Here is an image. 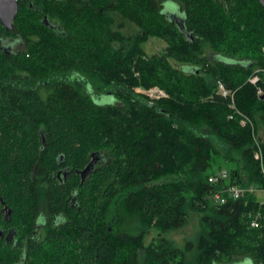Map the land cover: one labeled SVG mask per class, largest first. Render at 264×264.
Returning a JSON list of instances; mask_svg holds the SVG:
<instances>
[{
  "label": "trees",
  "instance_id": "trees-1",
  "mask_svg": "<svg viewBox=\"0 0 264 264\" xmlns=\"http://www.w3.org/2000/svg\"><path fill=\"white\" fill-rule=\"evenodd\" d=\"M125 22L137 31L123 34ZM149 37L160 52L145 53ZM262 47L257 0H17L12 29L0 24V224L26 241L0 247V264H264V204H214L206 180L224 170L228 183L263 181L250 130L216 87L234 90L258 133ZM151 87L165 96L135 92ZM41 211L49 221L34 237ZM191 215L195 235L178 248L164 234ZM129 220L133 233L118 230Z\"/></svg>",
  "mask_w": 264,
  "mask_h": 264
},
{
  "label": "built area",
  "instance_id": "built-area-1",
  "mask_svg": "<svg viewBox=\"0 0 264 264\" xmlns=\"http://www.w3.org/2000/svg\"><path fill=\"white\" fill-rule=\"evenodd\" d=\"M257 76L253 75L248 81L254 84L257 81ZM217 92L223 97L227 98V108L230 110L227 117L229 119L237 118V122L240 126H247L250 130L254 148L252 150L253 158L258 162L260 174L262 176L261 185L256 184H232L228 183V174L224 170H218L207 176V182L213 187L211 190L210 198L214 204L221 205L227 200H237L248 195L255 196L260 203L264 204V168L262 162V152L260 148V142L255 132V126L252 119L242 111H240L234 103V90H227L223 84L219 81L216 82ZM135 92L142 93L148 98H157L159 96H165V94L157 87H151L148 89L135 88ZM262 91L259 87H256V94H261ZM250 226L256 227L258 225V216H254L250 220Z\"/></svg>",
  "mask_w": 264,
  "mask_h": 264
},
{
  "label": "rangeland",
  "instance_id": "rangeland-1",
  "mask_svg": "<svg viewBox=\"0 0 264 264\" xmlns=\"http://www.w3.org/2000/svg\"><path fill=\"white\" fill-rule=\"evenodd\" d=\"M173 4V3H171ZM170 3L166 2V4H164V7L166 10H171V14H175L177 12V8L175 5H171ZM178 13V12H177ZM117 21H119L118 18H116ZM117 21L116 24L118 23ZM135 31H137V28L132 26L131 24L128 23H124V26L121 28V32L123 34H131L134 33ZM10 43L11 46H13L12 48H17L16 45L13 44L12 40H7L5 44ZM142 47L145 51V53L147 54H151V53H157L160 52L162 50V48L164 47V43L161 39L156 38V37H149L143 44ZM262 51H264V47H262ZM170 62L174 65H176L175 63H173L172 60H170ZM208 78V77H207ZM91 84V83H90ZM42 86L39 85L38 89L40 90V93L43 95L45 94V89H41ZM45 88V87H43ZM97 101H99V103L105 104V103H113L114 104H118L119 102L115 99L112 98V96L109 95H99V97L96 99ZM256 132V131H255ZM256 135L258 136L259 140L261 138V140H264V127L263 126H259L258 127V133H256ZM209 170V169H208ZM110 216L109 218L112 219L113 217V209L111 207L110 209ZM197 229V225H196V217L194 215L190 216V219L188 221V224L182 228H179L177 230H171L169 232H167L166 234H164V236L170 240L176 247L178 248H182L184 243L186 241H191L193 239V236L195 235V231ZM120 231H126L129 233H133V222L126 221L122 226L119 227ZM154 235V231L150 230L148 231V233L144 236V243H147L150 238ZM233 264H246L245 261H243L240 258H237Z\"/></svg>",
  "mask_w": 264,
  "mask_h": 264
},
{
  "label": "flooded vegetation",
  "instance_id": "flooded-vegetation-1",
  "mask_svg": "<svg viewBox=\"0 0 264 264\" xmlns=\"http://www.w3.org/2000/svg\"><path fill=\"white\" fill-rule=\"evenodd\" d=\"M90 159H91V157H90ZM65 169L66 168L58 170L56 177L59 178V174H62L61 175L62 180H64L66 173H63L62 170H65ZM0 203H1V200H0ZM72 203H73V200H71V204ZM0 211L2 212L3 220L8 221L9 215H10V210L8 209V207L6 205H1ZM48 221H49V217L44 211H41L40 213H38V216L36 217L35 223H34V230H31V236H32V234H35L34 237H37L39 234V231L42 228L46 227ZM51 222H53V223L55 222L54 216L52 217ZM25 241L26 240L23 238L19 239L18 233L15 231V229L13 227H11L10 225L0 224V247H2V246L7 247L8 246V247H10V250H12L15 246L18 247V245L20 244L22 246V249H23Z\"/></svg>",
  "mask_w": 264,
  "mask_h": 264
},
{
  "label": "water",
  "instance_id": "water-1",
  "mask_svg": "<svg viewBox=\"0 0 264 264\" xmlns=\"http://www.w3.org/2000/svg\"><path fill=\"white\" fill-rule=\"evenodd\" d=\"M259 4L264 8V0H257ZM17 12V0H0V24L4 27L5 30L12 29V20ZM96 152L90 154V161L86 164V166L77 170L76 172L79 174L80 180L83 179L90 173L92 167L94 166L98 157L96 156ZM63 173L69 172L68 169L62 170Z\"/></svg>",
  "mask_w": 264,
  "mask_h": 264
}]
</instances>
